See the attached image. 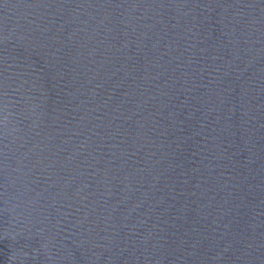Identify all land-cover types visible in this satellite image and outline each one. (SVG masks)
Segmentation results:
<instances>
[{"label":"water","instance_id":"1","mask_svg":"<svg viewBox=\"0 0 264 264\" xmlns=\"http://www.w3.org/2000/svg\"><path fill=\"white\" fill-rule=\"evenodd\" d=\"M0 264H264V0H0Z\"/></svg>","mask_w":264,"mask_h":264}]
</instances>
